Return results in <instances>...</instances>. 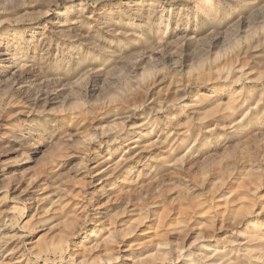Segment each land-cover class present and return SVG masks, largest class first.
Masks as SVG:
<instances>
[{
	"label": "rangeland",
	"instance_id": "rangeland-1",
	"mask_svg": "<svg viewBox=\"0 0 264 264\" xmlns=\"http://www.w3.org/2000/svg\"><path fill=\"white\" fill-rule=\"evenodd\" d=\"M112 256L264 264V0H0V264Z\"/></svg>",
	"mask_w": 264,
	"mask_h": 264
},
{
	"label": "bare ground",
	"instance_id": "bare-ground-1",
	"mask_svg": "<svg viewBox=\"0 0 264 264\" xmlns=\"http://www.w3.org/2000/svg\"><path fill=\"white\" fill-rule=\"evenodd\" d=\"M126 235V234H125ZM126 239V238H125ZM124 239V240H125ZM113 259H116V257L115 256H112L111 258H108V259H106V261H105V263L106 264H109ZM114 262V261H113Z\"/></svg>",
	"mask_w": 264,
	"mask_h": 264
}]
</instances>
